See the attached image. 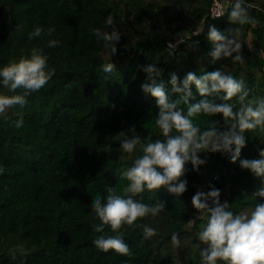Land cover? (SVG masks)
<instances>
[{
	"label": "trees",
	"instance_id": "trees-1",
	"mask_svg": "<svg viewBox=\"0 0 264 264\" xmlns=\"http://www.w3.org/2000/svg\"><path fill=\"white\" fill-rule=\"evenodd\" d=\"M224 1L223 15L211 18L208 0H0V68L37 48L48 57V68L55 69L23 107L15 105L0 115V264H199L203 245L195 234L203 221L195 219L191 202L199 182L205 192L209 184L220 189L221 202L228 201L235 213L250 212L264 202L252 195L261 178L242 169L239 160L202 152L207 163L199 171L190 162L186 165L187 191L179 198L165 188L134 197L150 205L165 204L155 217L137 221L157 229V235L146 240L141 227L125 226L129 256L93 244L99 235H117L107 226L104 233L94 231L101 221L92 212L93 197H106L108 186L125 195L123 171L142 154L149 138L163 139L155 127V99L141 88L147 81L141 66L151 63L162 69L158 79L166 84L172 72L183 79L189 71L199 75L220 68L245 82L250 99L264 97V0H244L252 6L248 11L258 21L255 25L231 24L228 12L235 0ZM213 24L222 32L239 29L234 35L241 44L242 63L232 58L210 62L207 31ZM36 27L43 33L30 39ZM50 27L55 28L51 36ZM112 27L121 38L105 46L95 30ZM51 39L60 44L49 47ZM113 46L117 53L112 56ZM110 62L116 66L111 75L102 71ZM192 92L190 103L203 98L195 85ZM0 94L13 95L2 82ZM182 107L186 112L187 105ZM21 118L23 126L16 128ZM213 120L223 122L219 115L194 118L202 130ZM133 135L141 144L129 156L120 144ZM244 135L240 159H259L264 131ZM173 231H179L177 248L171 245ZM18 246L23 254L15 251Z\"/></svg>",
	"mask_w": 264,
	"mask_h": 264
},
{
	"label": "clouds",
	"instance_id": "clouds-1",
	"mask_svg": "<svg viewBox=\"0 0 264 264\" xmlns=\"http://www.w3.org/2000/svg\"><path fill=\"white\" fill-rule=\"evenodd\" d=\"M250 7L244 5V0H235L230 6L228 21L236 25H255L258 21L249 14ZM107 25H114L111 16L107 19ZM54 31L55 28L50 27L47 34L51 36ZM42 33L43 29L36 27L29 38L40 37ZM234 33L238 34L239 29L222 32L215 24L209 26L207 39L212 50L208 55L212 64L224 58L243 62L241 44ZM94 34L105 42V46L116 45L121 38L115 27L103 32L96 29ZM59 44L57 39L48 42L49 47ZM111 52L112 56L116 54L117 47L113 46ZM47 61L48 57L41 49L33 48L30 56L13 60L0 68V82L13 93L0 94V115L15 105L23 107L27 103V96L39 91L52 79L55 69H49ZM141 67L147 74V81L141 88L155 99V127L163 139L153 141L149 138L141 146L142 154L134 158L132 166L123 171L122 178L128 181L125 195L119 194L115 187L108 186L107 196L97 194L91 204L92 212L101 221L94 225V231L104 233L107 226L117 233L99 235L93 244L99 250H113L121 256L131 254L122 229L125 226L141 227L144 239H150L157 235V229L139 225L137 221L148 215L155 217L165 210L163 202L157 201L150 205L134 197L145 191L157 192L165 188L179 198L187 191L188 181L182 179L187 172L186 165L190 162L193 169L199 171L200 166L207 163L199 155L202 152L227 155L233 163L239 160L242 169H248L261 178V186L252 193L253 197L264 198V149H258L259 159H240L241 150L246 146L244 133L257 128L264 131V97L250 99V90L246 88L245 82L220 68L199 75L189 71L183 79L172 72L166 84L158 79L162 77L163 70L155 64ZM102 71L111 75L116 71V66L113 62L105 63ZM168 85L171 86L170 90ZM193 85L203 97L196 103H190ZM18 90H22L20 94H16ZM182 105H187L186 112ZM201 115H219L223 122L213 120L202 130L194 122V118ZM23 123L21 118L15 121V127L21 128ZM138 144H141L140 137L133 135L122 140L120 147L123 153L131 156ZM208 187L210 190L207 192L197 190L191 201L199 213L195 219L203 221L195 234L203 245L199 249V264H264V202L257 203L250 212L235 213L230 210L228 201L221 202L220 189L212 184ZM180 243L179 231H173L172 247L177 248ZM15 251L24 253L22 246H18Z\"/></svg>",
	"mask_w": 264,
	"mask_h": 264
},
{
	"label": "built area",
	"instance_id": "built-area-1",
	"mask_svg": "<svg viewBox=\"0 0 264 264\" xmlns=\"http://www.w3.org/2000/svg\"><path fill=\"white\" fill-rule=\"evenodd\" d=\"M208 12L211 18L219 17L223 15L226 9V3L224 0H208Z\"/></svg>",
	"mask_w": 264,
	"mask_h": 264
},
{
	"label": "rangeland",
	"instance_id": "rangeland-1",
	"mask_svg": "<svg viewBox=\"0 0 264 264\" xmlns=\"http://www.w3.org/2000/svg\"><path fill=\"white\" fill-rule=\"evenodd\" d=\"M246 42H247L248 46H251V40H250V37L247 38ZM261 132H262V131H261L259 128H257L255 131H250L251 134L258 133V135L261 134ZM159 136L161 137L160 134H159ZM161 138H162V137H161ZM214 173L217 174V171H214ZM214 173H213V174H214ZM182 179H184V177H182ZM202 179H206V177L204 176ZM203 188H204V183H203L202 181L199 182V183L196 185V191H197V190H203ZM196 215H199V213L197 212V210H196Z\"/></svg>",
	"mask_w": 264,
	"mask_h": 264
}]
</instances>
